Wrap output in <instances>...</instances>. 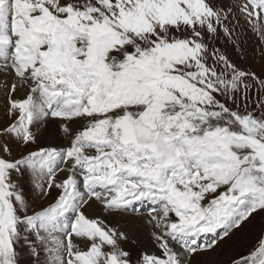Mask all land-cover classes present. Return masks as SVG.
<instances>
[{"label":"snow or ice","instance_id":"6c2138e0","mask_svg":"<svg viewBox=\"0 0 264 264\" xmlns=\"http://www.w3.org/2000/svg\"><path fill=\"white\" fill-rule=\"evenodd\" d=\"M241 19L264 43V0H0V264H191L264 215V78L212 43ZM145 203L133 259L106 218Z\"/></svg>","mask_w":264,"mask_h":264},{"label":"rangeland","instance_id":"374dc122","mask_svg":"<svg viewBox=\"0 0 264 264\" xmlns=\"http://www.w3.org/2000/svg\"><path fill=\"white\" fill-rule=\"evenodd\" d=\"M231 0H212V3L216 6L220 5H227L230 3ZM233 40L237 43L233 44L231 42H227L223 36L219 39L214 40L212 43L215 47L220 48L224 51L229 58L237 64L238 67L245 71H252L255 72L261 78H264V43L261 42L260 37L252 30L251 26L246 24V22L241 19L240 26L236 29V33L233 36ZM238 44V47H237ZM7 118L5 116V102L4 98H0V124L6 123ZM49 131V130H48ZM54 134H50L46 139L40 138V144L38 146H61L66 144L67 142L63 139L58 126L55 125ZM50 132V131H49ZM53 132V131H52ZM58 135V136H57ZM63 143V144H62ZM63 173H61L62 175ZM22 187L24 188L25 194L32 199L33 197V190L31 184L28 181V178L25 177L21 180ZM56 195L55 191L52 193V197L54 198ZM51 198H49L50 200ZM46 201H38L35 199L34 204L36 207L41 206V204H46L49 202ZM150 206L148 204H141L138 205L136 210L129 209L126 212L116 214L112 216V218H117L119 221L122 217H130L131 218H138V219H145L148 221V211ZM121 216V217H120ZM129 219H123L119 221L117 229L124 232L127 236V239L122 241V246L125 250H128L132 253L133 259L140 255L141 252L145 250L149 251H157L155 248V244L151 237L152 227L149 234V240L146 242H138L135 239V235L125 231L126 225L122 223H129ZM106 222L107 219H106ZM109 223V222H108ZM110 224V223H109ZM112 225V224H110ZM264 230V215L255 216L250 223H247L246 226L243 227L242 231H239L235 234L234 238L225 241H221L217 247L218 249L215 251L217 252L218 257L213 264H229V259L232 256L237 255L240 252L246 251L245 245L250 244L254 241L255 237H257L260 232ZM144 232H148L147 230ZM207 242V241H206ZM21 264H32L33 257L29 254V252L21 248ZM211 251L206 252H199L197 254H205L206 257L211 256ZM196 255V254H195ZM194 256V255H193ZM192 256V257H193ZM212 260V259H211ZM202 259H200V262ZM218 261V262H217Z\"/></svg>","mask_w":264,"mask_h":264},{"label":"bare ground","instance_id":"6f19581e","mask_svg":"<svg viewBox=\"0 0 264 264\" xmlns=\"http://www.w3.org/2000/svg\"><path fill=\"white\" fill-rule=\"evenodd\" d=\"M2 96H0L1 98ZM50 132H49V131ZM53 131V132H52ZM55 131V124H49V126L42 130V134L40 136V138L46 139L50 134H54ZM50 133V134H49ZM58 136V135H57ZM63 144V143H62ZM64 174H62L61 176H63ZM35 199V194H33L32 200ZM121 217V216H120ZM130 217L126 218L125 216L122 217L119 221L123 220V219H129ZM107 221L112 224V225H116L118 226L119 221L117 220V218H112V216H108ZM129 223H122L126 225V230L127 232L135 235V239L138 240V242H146L149 240V234L151 231V227L148 224L147 220L143 219H138V218H131L129 219ZM118 222V223H117ZM117 228V227H116ZM144 230L148 231V232H144ZM218 250V249H216ZM215 249L212 250L211 256L210 257H206L205 254H196L191 258V264H213L215 262V260L218 257L217 252ZM200 259H202V261L200 262ZM212 259V260H211ZM218 262V261H217Z\"/></svg>","mask_w":264,"mask_h":264}]
</instances>
